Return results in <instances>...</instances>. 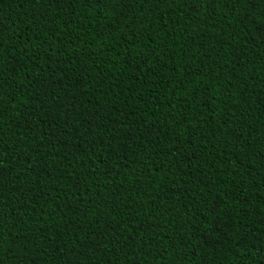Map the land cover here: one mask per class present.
I'll return each mask as SVG.
<instances>
[{
    "label": "trees",
    "instance_id": "16d2710c",
    "mask_svg": "<svg viewBox=\"0 0 264 264\" xmlns=\"http://www.w3.org/2000/svg\"><path fill=\"white\" fill-rule=\"evenodd\" d=\"M0 264H264V0H0Z\"/></svg>",
    "mask_w": 264,
    "mask_h": 264
}]
</instances>
